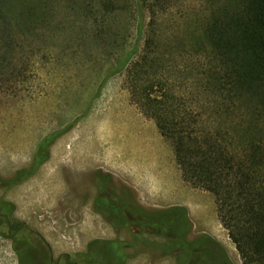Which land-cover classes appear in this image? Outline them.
<instances>
[{
    "label": "rangeland",
    "instance_id": "rangeland-1",
    "mask_svg": "<svg viewBox=\"0 0 264 264\" xmlns=\"http://www.w3.org/2000/svg\"><path fill=\"white\" fill-rule=\"evenodd\" d=\"M97 1L0 0L11 21L6 28L19 44L15 59L0 64V177L26 167L42 138L77 119L55 140L37 173L9 194L16 219L38 233L23 228L21 236L39 254L47 255L49 248L54 257L81 252L96 237L112 238L110 226L92 212V202L81 204L77 193L73 198L67 182L69 174L76 178L89 173L93 193V173L102 170L145 209L184 205L193 233L210 235L234 264H242L218 220L212 196L182 180L169 144L131 100L127 72H114L104 80L117 67L123 49L137 44L141 51L144 39L137 40L132 13H100ZM157 7L164 12L155 31L166 49L162 59L169 84L185 91L190 79L180 60L185 58L177 55L189 46L195 25L191 21L203 10V0H159ZM144 15L147 24L151 14L146 10ZM108 30L114 34V46L108 42ZM171 34L178 45L175 38L169 41ZM177 65L180 71L174 73ZM143 67L142 62L137 67L138 78L143 77ZM5 232L0 231V264H18L24 244L12 245ZM151 235L152 230L144 229L145 237ZM121 238L128 242L130 254L141 252L129 264H175L174 258L156 259V250L143 252L146 246L129 230H123ZM149 239L162 241L157 236Z\"/></svg>",
    "mask_w": 264,
    "mask_h": 264
},
{
    "label": "trees",
    "instance_id": "trees-1",
    "mask_svg": "<svg viewBox=\"0 0 264 264\" xmlns=\"http://www.w3.org/2000/svg\"><path fill=\"white\" fill-rule=\"evenodd\" d=\"M157 1H97L99 10L96 6L95 10L100 13H132L137 40L144 39L141 51L137 44L127 51L123 49L117 67L108 71L104 80L114 72H127L131 100L154 121L169 144L182 180L212 196L218 220L241 263L264 264V0H203V10L191 21L195 25L189 32V46L177 55L185 58L180 60L184 61L183 71L190 79L188 89L180 92L175 90L177 86L169 84L171 76L167 75L162 59L166 49L160 38L158 42L156 39L155 26L164 14L157 10ZM28 9L31 10L30 5ZM146 10L151 14L147 24ZM182 18L177 16L178 20ZM10 22L0 6L2 65L6 59H15L19 45L6 28ZM102 24L101 20L98 26ZM108 33V42L114 46V34L109 30ZM168 38L172 42L175 36ZM174 40L178 45V38ZM141 62L143 77L138 78L136 70ZM178 65L174 73L180 71ZM76 122L77 119L39 141L34 151L38 156L33 164L36 170L38 164L49 158L53 142ZM30 170L28 166L15 173ZM100 172L112 177L108 172ZM133 199L141 210L169 215L171 225H162L159 230L167 231L173 242H177L179 229L172 216L181 212L186 223L192 225L182 205L145 209L134 196ZM144 229L152 230L156 236L159 231L153 224H145ZM205 236L226 253L210 235ZM93 241L89 243L94 244ZM121 243L128 244L124 239H110L104 247L98 244L90 261L79 260V264H115L114 260L102 258L113 254ZM179 244L175 245L179 254L189 252ZM26 248L23 245L20 254ZM29 249L39 254L33 246ZM226 257L234 264L227 253Z\"/></svg>",
    "mask_w": 264,
    "mask_h": 264
},
{
    "label": "flooded vegetation",
    "instance_id": "flooded-vegetation-1",
    "mask_svg": "<svg viewBox=\"0 0 264 264\" xmlns=\"http://www.w3.org/2000/svg\"><path fill=\"white\" fill-rule=\"evenodd\" d=\"M36 159H38V156L33 153L29 164L26 166L31 167L29 172H22L20 174L13 173L8 177H0V231L3 232L6 230V237L10 240L12 245L17 244L19 247L24 244L27 246L24 254H20L19 252L17 255L18 264H33L34 260H36L38 264H79V260L84 262L90 261L91 253L98 250V244L104 247L110 244V239H123L121 238V234L125 229L131 231V233L146 246V249L142 250L143 252L148 249L156 250V259L164 260L166 258H174L175 264H230L226 257V253L224 254L215 242L210 241L205 236V233H193L192 225L186 223L181 212L179 213L180 215L176 217L172 216L175 219V227L179 229L176 235L178 236L176 237L177 242H173L167 231L160 232L159 230L162 225H166V227L169 228L171 225V218L169 215L166 213L161 214L141 210L135 203L132 193L124 189L121 184H116L112 177L98 170L93 173V184L95 185L93 193L89 188L91 183L89 173L85 172V174H81L76 178H71V174H69L67 182L71 187L70 191L74 194L73 198L77 193L81 204H86L89 201L92 202V212L99 215L103 221L110 226L113 231L112 238L103 239L96 237L92 242L94 244L87 243L81 252H68L54 257L52 251L47 248V255L35 254L32 249H29L32 248L31 243L27 241L26 237L23 238L21 236V230L27 228L32 233H38L26 222L16 219L15 206L9 194L16 186L37 173L44 162L41 165H37L36 163V168H38L36 170L33 166ZM81 187H83L84 190H78V188ZM145 224H153L154 227L159 230L157 237L161 238L162 241L159 243L151 241L149 237L156 236L154 234L145 237L143 230ZM136 229L138 230L137 232L135 231ZM40 237L42 239L44 238L41 235ZM179 243L184 245L186 249H189V252L179 254L175 246ZM140 253V251L136 250L130 254L129 244L121 243L118 244L113 254L102 259L114 260L115 264H129V260L138 256ZM152 261H155V259ZM153 263L154 262H152V264Z\"/></svg>",
    "mask_w": 264,
    "mask_h": 264
},
{
    "label": "crops",
    "instance_id": "crops-1",
    "mask_svg": "<svg viewBox=\"0 0 264 264\" xmlns=\"http://www.w3.org/2000/svg\"><path fill=\"white\" fill-rule=\"evenodd\" d=\"M99 171H102V170H99ZM109 173V172H108ZM111 174V173H110ZM184 206V205H183ZM97 235H99L100 233H96Z\"/></svg>",
    "mask_w": 264,
    "mask_h": 264
},
{
    "label": "water",
    "instance_id": "water-1",
    "mask_svg": "<svg viewBox=\"0 0 264 264\" xmlns=\"http://www.w3.org/2000/svg\"><path fill=\"white\" fill-rule=\"evenodd\" d=\"M73 122H74V121H73ZM69 129H70V128H69ZM69 129H67V131H68ZM53 143H54V142H53ZM52 145H53V144H52ZM52 145H51V146H52ZM49 154H50V151H49Z\"/></svg>",
    "mask_w": 264,
    "mask_h": 264
},
{
    "label": "bare ground",
    "instance_id": "bare-ground-1",
    "mask_svg": "<svg viewBox=\"0 0 264 264\" xmlns=\"http://www.w3.org/2000/svg\"><path fill=\"white\" fill-rule=\"evenodd\" d=\"M215 235V234H214Z\"/></svg>",
    "mask_w": 264,
    "mask_h": 264
}]
</instances>
